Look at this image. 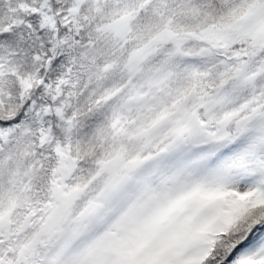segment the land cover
I'll return each instance as SVG.
<instances>
[{"label":"snow or ice","instance_id":"snow-or-ice-1","mask_svg":"<svg viewBox=\"0 0 264 264\" xmlns=\"http://www.w3.org/2000/svg\"><path fill=\"white\" fill-rule=\"evenodd\" d=\"M0 264H264V0H0Z\"/></svg>","mask_w":264,"mask_h":264}]
</instances>
